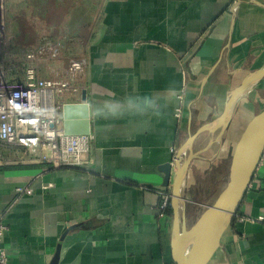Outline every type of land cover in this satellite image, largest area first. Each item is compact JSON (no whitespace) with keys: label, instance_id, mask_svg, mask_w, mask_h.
<instances>
[{"label":"crops","instance_id":"1","mask_svg":"<svg viewBox=\"0 0 264 264\" xmlns=\"http://www.w3.org/2000/svg\"><path fill=\"white\" fill-rule=\"evenodd\" d=\"M100 13L73 78L78 90L57 96L80 101L86 89L87 163L55 168L0 142L8 264H49L58 247V264H174L172 220L158 208L170 185L162 186L159 166L189 139L183 156L214 141L231 91L264 67V0H105ZM258 86L264 77L247 91ZM238 104L222 139L190 162L181 186L188 200L196 171L226 177L251 117L238 129ZM20 186L33 191L19 196ZM209 264H264V161Z\"/></svg>","mask_w":264,"mask_h":264},{"label":"water","instance_id":"2","mask_svg":"<svg viewBox=\"0 0 264 264\" xmlns=\"http://www.w3.org/2000/svg\"><path fill=\"white\" fill-rule=\"evenodd\" d=\"M262 77H264V67L248 73L231 91L218 118L219 133L215 142L222 139L229 120L244 93ZM61 115L62 129L65 134L90 133L86 89L81 90L80 101L61 104ZM214 141H210L200 150L183 156L184 148L191 142L189 139L177 149L170 161L159 166V170L163 173L162 186L170 185L172 209L170 255L174 264H209L219 248L221 237L234 220L264 151V107L250 117L235 142L224 185L196 219L188 223L186 215L188 199L182 194L181 186L190 162ZM58 258L59 247L49 264H58Z\"/></svg>","mask_w":264,"mask_h":264},{"label":"rangeland","instance_id":"3","mask_svg":"<svg viewBox=\"0 0 264 264\" xmlns=\"http://www.w3.org/2000/svg\"><path fill=\"white\" fill-rule=\"evenodd\" d=\"M104 2L105 0H0V69L5 79L11 82L23 79L26 66L32 64L39 78L74 82L69 70L70 62L74 59L85 60L93 29L100 26V12ZM49 43L58 47L55 56L44 54L33 60H25L29 52L37 51ZM79 73L82 72H78L75 77ZM246 93V99L241 100L236 111V126L240 130L246 120L264 106V87L258 86ZM32 146L37 148L35 143ZM31 152L32 158L36 157L33 154L35 151ZM206 174L208 173L196 171V198L190 199L191 195L186 205L188 223L193 222L214 199L226 180L214 185L209 183L208 176L205 179Z\"/></svg>","mask_w":264,"mask_h":264},{"label":"built area","instance_id":"4","mask_svg":"<svg viewBox=\"0 0 264 264\" xmlns=\"http://www.w3.org/2000/svg\"><path fill=\"white\" fill-rule=\"evenodd\" d=\"M58 47L49 43L37 51L29 52L25 60H33L36 56L56 55ZM86 62L84 59H74L70 62L69 70L74 78L82 72ZM69 80L42 79L36 74L32 64L25 68L23 79L8 81L0 69V142L7 146L27 147L39 154L40 160L51 164L52 167H74L85 165L91 151L92 134H65L62 129L61 103L57 96L65 91H77ZM181 99V94L178 99ZM180 107L176 110L179 116ZM33 143L37 144L34 148ZM48 148L49 154L41 152ZM264 161V151L260 157L258 168ZM256 170V171H257ZM256 174V172H255ZM254 174V175H255ZM17 194H31L29 186L16 188ZM170 203V190L161 192L159 212ZM0 215V264H8L7 256L1 245V240L7 230V225ZM259 219H263L260 217Z\"/></svg>","mask_w":264,"mask_h":264},{"label":"trees","instance_id":"5","mask_svg":"<svg viewBox=\"0 0 264 264\" xmlns=\"http://www.w3.org/2000/svg\"><path fill=\"white\" fill-rule=\"evenodd\" d=\"M264 107V106H263ZM262 107V108H263ZM243 129V128H242ZM48 164V163H47ZM50 166H52L51 164H49ZM224 174L223 178H222V175ZM225 172H221L219 171V169H214L213 171H211L208 175V181L209 183H213L214 185L215 184H218L220 181H223L224 182V179L226 178L225 177ZM221 179V180H220ZM223 179V180H222ZM210 186V185H209ZM195 190H193V194L191 196V199L194 200L196 198V196L194 195L195 194ZM197 192H199V190H197ZM163 214L168 217L170 220H172V209H171V206H170V203L166 206V208L164 209L163 211Z\"/></svg>","mask_w":264,"mask_h":264},{"label":"clouds","instance_id":"6","mask_svg":"<svg viewBox=\"0 0 264 264\" xmlns=\"http://www.w3.org/2000/svg\"><path fill=\"white\" fill-rule=\"evenodd\" d=\"M113 110L115 109V106L113 105V106H110Z\"/></svg>","mask_w":264,"mask_h":264},{"label":"flooded vegetation","instance_id":"7","mask_svg":"<svg viewBox=\"0 0 264 264\" xmlns=\"http://www.w3.org/2000/svg\"><path fill=\"white\" fill-rule=\"evenodd\" d=\"M187 221H188V218H187Z\"/></svg>","mask_w":264,"mask_h":264}]
</instances>
